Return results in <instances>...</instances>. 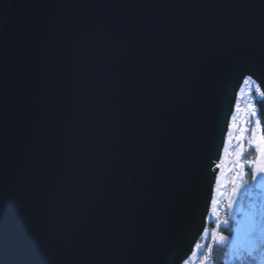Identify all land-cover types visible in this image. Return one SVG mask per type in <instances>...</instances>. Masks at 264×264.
Returning a JSON list of instances; mask_svg holds the SVG:
<instances>
[{
    "label": "water",
    "instance_id": "obj_1",
    "mask_svg": "<svg viewBox=\"0 0 264 264\" xmlns=\"http://www.w3.org/2000/svg\"><path fill=\"white\" fill-rule=\"evenodd\" d=\"M264 0H0V264H183Z\"/></svg>",
    "mask_w": 264,
    "mask_h": 264
},
{
    "label": "snow or ice",
    "instance_id": "obj_2",
    "mask_svg": "<svg viewBox=\"0 0 264 264\" xmlns=\"http://www.w3.org/2000/svg\"><path fill=\"white\" fill-rule=\"evenodd\" d=\"M255 85L254 93L250 88V107L253 108L251 115L255 116L256 127L261 129V135H256V130L253 129V138L249 142V147L255 148L256 159L255 161H243L241 157L244 155L243 150L236 153L237 161L235 167L240 169L239 173L233 179V183L236 184V180L239 179L240 183L236 184L233 189V195L236 197L231 200L228 204L229 208H235L237 204L241 205L242 215L244 217V244L243 252L238 253L233 264H264V124H262L259 119L258 110L255 105L261 100H264V90L257 84L252 76H246L244 78V83ZM248 132V128L242 130V135L237 137V140L243 141L244 135ZM247 164L248 168H251L252 183H244L243 178L249 175L248 170L245 168ZM217 167H223V163L217 164ZM231 169H229L230 171ZM217 182L220 181V176L216 177ZM227 183V181H226ZM257 189L260 191L257 193V199L260 201L259 206L255 203H250L247 207L242 203L241 198L248 196ZM215 202V201H213ZM231 226L227 220L224 221V228L227 230ZM241 231L240 227L236 228L237 236H239ZM203 235L207 236V229H204ZM213 243L207 244V254L203 256L201 264H216V257L213 255L215 246L217 245H227L229 243L228 237L225 235H219L217 238V233L214 230L212 234ZM232 246L235 249L237 247L236 242L232 241ZM202 246L197 243L195 245L194 251L199 250ZM227 255V253H225ZM220 264H228L227 261H221Z\"/></svg>",
    "mask_w": 264,
    "mask_h": 264
},
{
    "label": "rangeland",
    "instance_id": "obj_3",
    "mask_svg": "<svg viewBox=\"0 0 264 264\" xmlns=\"http://www.w3.org/2000/svg\"><path fill=\"white\" fill-rule=\"evenodd\" d=\"M250 88H255V85H252L251 82H249V84L243 83L242 87L239 89L234 113L229 122L228 132L226 134L225 144L220 159V163H223V167H217V175L220 176V181L217 182L216 180L215 182L210 210L206 220L207 225L210 221H213V227L207 230V236L202 234L201 239H199L197 242L202 247L199 250L193 251L192 256L190 257L189 261L186 262V264H201L203 254H206L207 252V244L212 243L213 231H216L218 238V230L220 225L224 224V219L228 215L236 217L237 214L242 211L240 204H237L235 208H229L228 204L231 200L236 198L233 195V189L236 184L240 183L239 179L236 180V184L232 182L234 177H236L240 171V169L235 167V163L237 161L236 153L243 150L244 155L241 157V160L243 161H255L257 155L255 152L254 154L251 152L252 149L255 151L254 146L249 147V142L253 138L252 130H256L257 136H259L261 132L260 129L256 127V121L251 115L253 109L250 107L248 97V91ZM244 128H248V132L244 135L243 141H239L237 140V137L242 135V130ZM246 154H248V156ZM245 168L249 169L247 164H245ZM229 169L231 170L229 171ZM251 171L252 169L250 168L249 175L243 178L244 183L251 184L253 182L250 174ZM257 190L258 192L260 191V189ZM240 228L241 232L244 233L243 228ZM199 252L202 253L199 254Z\"/></svg>",
    "mask_w": 264,
    "mask_h": 264
},
{
    "label": "trees",
    "instance_id": "obj_4",
    "mask_svg": "<svg viewBox=\"0 0 264 264\" xmlns=\"http://www.w3.org/2000/svg\"><path fill=\"white\" fill-rule=\"evenodd\" d=\"M254 89L255 88H252L253 93H254ZM248 92H249L248 97H249V102H250V95L252 93H250V91H248ZM255 108L258 110L259 119L261 120L262 124H264V100H261L259 103H257L255 105ZM253 119L256 121L257 118L255 116H253ZM260 131H261V129H260ZM260 135H261V132H260ZM251 152H252V154H254L255 151L252 149ZM246 155L248 156V154H246ZM247 170L249 172L250 168ZM257 193H258V190L254 191L253 193H251L248 196L242 197V203L244 204L245 207H247L250 203H255L259 206L260 201L257 199ZM224 220H227L231 227L226 230L224 228V224H221L220 228L218 230L219 231L218 236L219 235H225L226 237H228L229 243L227 245L215 246L213 255L216 257V264H220L221 261H227L228 264H233V260H234L235 256L238 253L243 252L242 245L244 244V233L240 231L239 236H237L236 228L237 227L243 228L244 217H243L242 211H241L240 213L237 214L236 217L228 215ZM213 224H214V222L210 221L208 223L206 229L207 230L211 229L213 227ZM232 241L236 242L237 247L235 249L232 246ZM212 243H213V241H212ZM201 253L202 252H199V254H201ZM225 253H227V255H225ZM206 254H207V252H206ZM206 254L204 253L203 256ZM190 257L183 264H186V262L189 261ZM253 264H254V262H253Z\"/></svg>",
    "mask_w": 264,
    "mask_h": 264
},
{
    "label": "built area",
    "instance_id": "obj_5",
    "mask_svg": "<svg viewBox=\"0 0 264 264\" xmlns=\"http://www.w3.org/2000/svg\"><path fill=\"white\" fill-rule=\"evenodd\" d=\"M220 163V161L217 163V164H219ZM217 166V165H216Z\"/></svg>",
    "mask_w": 264,
    "mask_h": 264
}]
</instances>
